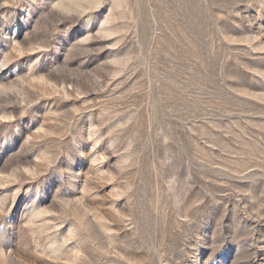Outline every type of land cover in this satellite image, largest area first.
<instances>
[{
	"label": "rangeland",
	"instance_id": "1",
	"mask_svg": "<svg viewBox=\"0 0 264 264\" xmlns=\"http://www.w3.org/2000/svg\"><path fill=\"white\" fill-rule=\"evenodd\" d=\"M0 264H264V0H0Z\"/></svg>",
	"mask_w": 264,
	"mask_h": 264
}]
</instances>
